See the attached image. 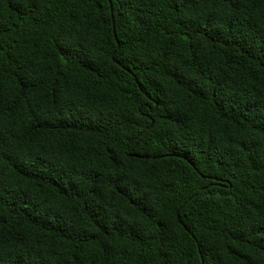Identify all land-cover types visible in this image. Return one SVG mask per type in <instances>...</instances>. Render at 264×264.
Returning <instances> with one entry per match:
<instances>
[{
    "label": "trees",
    "instance_id": "16d2710c",
    "mask_svg": "<svg viewBox=\"0 0 264 264\" xmlns=\"http://www.w3.org/2000/svg\"><path fill=\"white\" fill-rule=\"evenodd\" d=\"M0 0V264H264V0Z\"/></svg>",
    "mask_w": 264,
    "mask_h": 264
},
{
    "label": "water",
    "instance_id": "95a60500",
    "mask_svg": "<svg viewBox=\"0 0 264 264\" xmlns=\"http://www.w3.org/2000/svg\"><path fill=\"white\" fill-rule=\"evenodd\" d=\"M109 1V5H110V7H111V2H110V0H108ZM111 11H112V7H111Z\"/></svg>",
    "mask_w": 264,
    "mask_h": 264
}]
</instances>
